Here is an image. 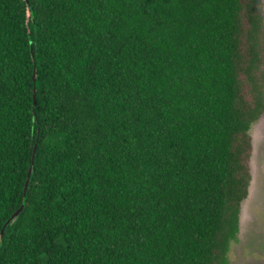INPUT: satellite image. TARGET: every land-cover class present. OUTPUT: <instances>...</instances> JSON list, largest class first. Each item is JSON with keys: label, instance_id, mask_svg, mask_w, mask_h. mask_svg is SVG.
Segmentation results:
<instances>
[{"label": "trees", "instance_id": "16d2710c", "mask_svg": "<svg viewBox=\"0 0 264 264\" xmlns=\"http://www.w3.org/2000/svg\"><path fill=\"white\" fill-rule=\"evenodd\" d=\"M263 115L264 0H0V264H228Z\"/></svg>", "mask_w": 264, "mask_h": 264}, {"label": "rangeland", "instance_id": "374dc122", "mask_svg": "<svg viewBox=\"0 0 264 264\" xmlns=\"http://www.w3.org/2000/svg\"><path fill=\"white\" fill-rule=\"evenodd\" d=\"M250 196L242 207L240 233L231 242L228 264H264V115L251 131Z\"/></svg>", "mask_w": 264, "mask_h": 264}, {"label": "water", "instance_id": "95a60500", "mask_svg": "<svg viewBox=\"0 0 264 264\" xmlns=\"http://www.w3.org/2000/svg\"><path fill=\"white\" fill-rule=\"evenodd\" d=\"M31 53H32V57L34 58V53H33L32 47H31ZM34 66H35V68H34V83H36V80H37V78H36V75H37V63H36L35 59H34ZM36 92L37 91H36V88H35L34 89V106L36 104ZM35 157H36V146H35V150H34V153H33V156H32V166L29 169V172H28V175H27V181H26V184H25V189H24L25 196H26V193L28 191V187H29V183H30V179H31L30 177L32 176V167H33V164L35 162ZM22 210H23V206H21V208L12 216V218L8 221L7 224H9L11 221L15 220L16 218H18L20 213L22 212ZM2 234H3V232H2Z\"/></svg>", "mask_w": 264, "mask_h": 264}, {"label": "snow or ice", "instance_id": "6c2138e0", "mask_svg": "<svg viewBox=\"0 0 264 264\" xmlns=\"http://www.w3.org/2000/svg\"><path fill=\"white\" fill-rule=\"evenodd\" d=\"M30 178L34 179L33 177H30Z\"/></svg>", "mask_w": 264, "mask_h": 264}]
</instances>
